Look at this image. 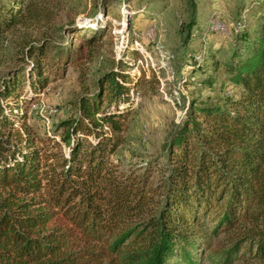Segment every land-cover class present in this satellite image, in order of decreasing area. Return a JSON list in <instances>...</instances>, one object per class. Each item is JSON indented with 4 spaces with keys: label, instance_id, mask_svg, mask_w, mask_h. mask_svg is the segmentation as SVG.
Masks as SVG:
<instances>
[{
    "label": "trees",
    "instance_id": "16d2710c",
    "mask_svg": "<svg viewBox=\"0 0 264 264\" xmlns=\"http://www.w3.org/2000/svg\"><path fill=\"white\" fill-rule=\"evenodd\" d=\"M248 1L261 11L258 28L237 22L243 49L202 67V86L223 71L235 94L191 101L163 145L164 162L141 173L123 174L110 161L127 130L128 109L119 108L129 99L125 63L99 76L94 93L78 99L77 114L49 137L15 127L26 113L9 117L0 104V264L264 259V0ZM62 2L0 0V36L18 25L52 27ZM61 30L76 46L51 39L23 45L28 67L16 74L26 72L34 90L93 57L98 30ZM16 76L4 83L3 100L19 94L25 77ZM154 175H161L155 189ZM244 226L251 235L241 245L203 255L212 238Z\"/></svg>",
    "mask_w": 264,
    "mask_h": 264
},
{
    "label": "rangeland",
    "instance_id": "374dc122",
    "mask_svg": "<svg viewBox=\"0 0 264 264\" xmlns=\"http://www.w3.org/2000/svg\"><path fill=\"white\" fill-rule=\"evenodd\" d=\"M248 3L63 0L53 14L52 27L18 25L0 36V91L5 82L14 81L15 75L25 77L26 72L16 73L28 67L22 58L27 42L39 44L42 39H51L76 46L75 36L59 28H83L89 34L98 30L92 59L78 68H68L63 75L51 76L41 89L34 90L26 76L19 84V94L6 100L0 94V104L9 117L26 113L23 121H15V127L24 124L38 137H49L60 121L77 114L78 99L94 93L99 76L125 63L123 71L131 77L129 99L119 108L128 109L127 130L124 143L110 161L123 174L141 173L145 167L164 162L163 145L189 111L191 101L225 99L235 94V87L223 79V71L211 87L202 86L207 75L202 67L213 61H228L237 48L243 49L244 42L234 34L236 23H244L249 30L257 29L260 23L261 11L250 10ZM159 179L161 175L152 176L153 189ZM247 235L251 231L246 226L223 232L211 239L203 255L207 251L218 255L236 243L241 245ZM231 264H264V259L243 258Z\"/></svg>",
    "mask_w": 264,
    "mask_h": 264
}]
</instances>
